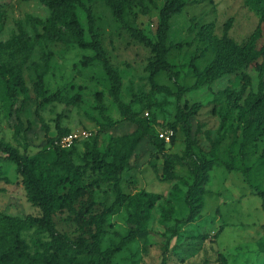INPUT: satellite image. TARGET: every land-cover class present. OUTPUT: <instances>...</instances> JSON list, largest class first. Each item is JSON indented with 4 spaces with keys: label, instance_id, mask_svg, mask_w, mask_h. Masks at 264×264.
Masks as SVG:
<instances>
[{
    "label": "rangeland",
    "instance_id": "obj_1",
    "mask_svg": "<svg viewBox=\"0 0 264 264\" xmlns=\"http://www.w3.org/2000/svg\"><path fill=\"white\" fill-rule=\"evenodd\" d=\"M120 1L82 0L79 7L88 37L89 13L95 17V31L123 76L121 97L146 126V136L123 172L125 198L118 201L115 173L101 158L112 161L114 139L133 132L137 124L122 116L102 62L84 64V56L93 55V49L46 32L39 20H50L53 11L41 0H0V63L17 67L32 96L22 101L20 94L12 105L0 74V139L28 156L21 164L0 159V213L43 214L29 199L27 174L42 180L53 193L48 202L54 228L61 234L57 239L37 226L23 230L32 253L55 254L62 264H85L88 243L81 238L89 241L102 223L101 243L106 249L134 226L133 216L142 213L143 230L109 264H162L165 256V264H264V207L259 193L264 190V73L251 63L195 88L191 67L193 61L199 69L207 68L230 17V36L244 43L256 30L260 14L245 0H188L171 19L169 59L179 75L159 71L156 81L170 91L152 90L145 69L152 51L115 17L114 7ZM127 1L126 21L156 39L165 0ZM54 23L63 25L62 19ZM262 45L264 27L257 41L258 47ZM45 62L49 64L46 87L58 97L44 104L41 119L36 114L34 82L36 66ZM180 86L185 87L181 97ZM185 100L202 104L191 117V150L183 122H176L178 106ZM60 116L63 129L86 128L93 134L59 156L48 145L49 138L59 133ZM106 116L117 121L109 129L102 128ZM18 117L24 127L17 131ZM169 128L174 135L159 150L155 141ZM5 155L0 150V156ZM205 161L210 165L208 180L195 197L190 195L195 170ZM152 194L156 196L148 207ZM81 207L87 208L82 227L75 218Z\"/></svg>",
    "mask_w": 264,
    "mask_h": 264
},
{
    "label": "trees",
    "instance_id": "obj_2",
    "mask_svg": "<svg viewBox=\"0 0 264 264\" xmlns=\"http://www.w3.org/2000/svg\"><path fill=\"white\" fill-rule=\"evenodd\" d=\"M46 6L53 11L50 20H39L46 32L57 40H65L70 38L76 42L81 48L93 49L94 54L84 56L83 63L88 65L95 60H100L104 66L107 76L112 82L111 94L122 116L137 124V128L131 132L114 139L112 148V161H101L107 167H111L115 173L114 182L117 191L118 201L125 198L122 188L123 172L131 165V158L135 155L137 146L141 143L146 136L145 122L139 115V112L134 110L132 105L126 102L121 97L123 76L120 69L112 62L108 51L104 47L102 40L97 35L95 28V17L90 12L88 18V26L91 37L86 35L83 20L79 13V7L82 5V0H41ZM188 0H165L164 5L160 10V20L156 30V39L152 38L141 28L133 26L126 21V13L130 2L127 0L120 1L114 7V15L123 24V28L129 31L131 36L150 47L152 51V58L147 63L145 69L149 72V79L151 81L152 90L170 91V87L166 84H160L156 81V75L159 71L163 70L173 76H178L179 71L176 69L175 64L169 59V52L172 45L169 43V36L171 30V19L174 15L179 13L187 4ZM246 4L254 11L260 14V21L256 30L249 36L248 40L244 43H237L230 36V29L233 22V17H230L223 25V34L217 43L218 50L209 63L206 69L201 70L194 62H191V67L196 73V82L193 87H201L212 83L215 79L219 78L223 73H233L243 65L257 63L261 74L264 73V45L257 46V41L262 35L264 27V0H245ZM62 19L63 27H58L54 20ZM212 27L213 24H208ZM40 36V35H39ZM49 64L36 66V80L34 82V90L36 92V114L39 118L43 119L41 109L44 104L53 101L58 97L57 92L50 93L45 83V75L48 72ZM0 74L6 82V95L13 105L15 101L22 94V101L31 100V90L27 85L23 75L17 70L15 65H8L0 63ZM185 90L184 86H180V97L182 91ZM100 95V94H99ZM101 97V96H100ZM201 102H194L189 104L185 100L183 105L178 106L177 121L183 122V129L187 136L188 149H192V122L191 117L195 110L200 107ZM107 122L103 124V129H109L114 126L117 121L109 116H106ZM176 122L172 124L176 129ZM30 126V125H29ZM29 126L27 128H29ZM16 130H21L24 127V122L21 117H18ZM57 127L59 133L56 136L49 138V149L57 150L60 154L64 151L71 150L70 148H61L54 145V140L59 136L71 131L70 129H63L61 127V116L58 118ZM174 138V137H173ZM156 146L159 150H164L166 147V140L158 138ZM0 150L5 152V156H0L6 160L16 162L18 164L28 161V156L22 152L18 146L0 139ZM97 153V157H99ZM33 163V160H30ZM208 162H202L195 170V180L192 185L190 195H197L202 191L203 184L208 180V170L210 165ZM169 166V161L165 160V167ZM1 171V170H0ZM24 180L28 188V195L31 202L40 206L43 209L42 215H27L25 217L12 216L6 213H0V264H62L58 256L46 255L42 252L32 253L22 237V231L28 228L37 226L50 231L55 237L59 238L61 234L56 232L53 223V215L50 209L48 199L52 192L46 190L45 184L42 180H34L29 175L25 174ZM262 196V205L264 207V190L259 189ZM156 194H152L147 202V206H151ZM191 201L190 196L187 198ZM112 210V208L110 209ZM109 209L107 211H110ZM106 211V212H107ZM87 213V208L81 207L76 214V221L81 227L83 226L82 215ZM143 214H135L133 216L132 226L126 234L120 236L118 241L114 240L112 245L106 249L102 248V237L105 232L102 223L97 224L95 230L89 235V241L81 238L84 242L88 243L87 255L88 258L85 264H109L112 258L121 251L129 242L135 240L139 233L143 230ZM192 217V216H191ZM166 263V256L162 264ZM133 264H136L133 262ZM221 264H227L225 261Z\"/></svg>",
    "mask_w": 264,
    "mask_h": 264
},
{
    "label": "built area",
    "instance_id": "obj_3",
    "mask_svg": "<svg viewBox=\"0 0 264 264\" xmlns=\"http://www.w3.org/2000/svg\"><path fill=\"white\" fill-rule=\"evenodd\" d=\"M175 130L169 128L165 131L160 132V137L166 141H170L171 137L174 135ZM93 132L89 129L82 128L76 131H69L54 140V145L61 148H70L73 147L77 142L89 138Z\"/></svg>",
    "mask_w": 264,
    "mask_h": 264
}]
</instances>
